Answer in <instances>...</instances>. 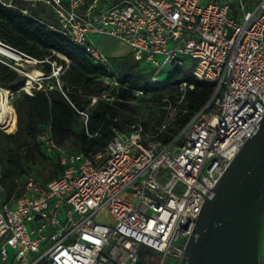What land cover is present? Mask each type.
<instances>
[{
  "label": "built area",
  "instance_id": "2783aa9c",
  "mask_svg": "<svg viewBox=\"0 0 264 264\" xmlns=\"http://www.w3.org/2000/svg\"><path fill=\"white\" fill-rule=\"evenodd\" d=\"M25 1L50 8L58 30L101 66L111 69V58L92 36L126 45L134 62L157 69L154 80L164 66L187 67L188 57L194 78L215 83V91L167 140L168 124L153 135L139 120L121 121L125 132L114 130L96 156L63 151L50 133L41 136L63 170L47 183L28 177L10 199L0 170V264H139L141 247L154 250L159 264H180L207 198L264 119V0L253 7L242 0ZM6 47L19 61H0L21 75L29 77L19 62L41 63ZM49 63L56 84H31L32 92H63V65ZM106 84L118 86L114 78ZM187 89L194 86L181 84ZM98 100L114 101L107 90L92 104ZM104 212L112 223L101 222Z\"/></svg>",
  "mask_w": 264,
  "mask_h": 264
},
{
  "label": "trees",
  "instance_id": "16d2710c",
  "mask_svg": "<svg viewBox=\"0 0 264 264\" xmlns=\"http://www.w3.org/2000/svg\"><path fill=\"white\" fill-rule=\"evenodd\" d=\"M41 5L48 11H41ZM27 8L30 15L23 14ZM0 41L40 61L45 77L52 73L49 62L62 64L64 69L60 77L63 92L57 88L50 91L34 89L30 95L23 90L28 78L0 61V88L13 93L11 106L15 110V120L10 131L16 124L13 133L0 128V170L7 199L21 194L20 178L31 172L39 161H55L56 175L45 183L55 179L63 170L58 153L52 156L46 153L41 136L50 133L57 147L65 148L67 144L75 143L76 149L71 152L96 156L105 150L114 137V130L125 132L121 121L135 122L124 119L122 111L132 110L130 103L138 99L137 92L151 95L153 101L160 102L169 95L173 98L171 86L178 91L174 101L178 102L180 96L183 99L176 126L169 130L176 133L205 106L215 91V83L197 80L192 69L186 67L173 68L165 86L153 87L150 83L152 75L140 69V63L131 57L111 59V69L95 63L90 54L58 30L52 10L43 4L36 8H31L25 0H14L11 6L0 4ZM107 78H114L118 83L108 92L113 103L98 100L92 104L93 98L103 90H109ZM183 83L193 85L194 89L180 93ZM55 84L56 81L52 83ZM81 113L88 116L86 123ZM4 199L0 194V205ZM157 258L159 255L154 250L140 248L139 264H152Z\"/></svg>",
  "mask_w": 264,
  "mask_h": 264
},
{
  "label": "water",
  "instance_id": "95a60500",
  "mask_svg": "<svg viewBox=\"0 0 264 264\" xmlns=\"http://www.w3.org/2000/svg\"><path fill=\"white\" fill-rule=\"evenodd\" d=\"M263 217L264 119L207 198L180 264H261Z\"/></svg>",
  "mask_w": 264,
  "mask_h": 264
},
{
  "label": "rangeland",
  "instance_id": "374dc122",
  "mask_svg": "<svg viewBox=\"0 0 264 264\" xmlns=\"http://www.w3.org/2000/svg\"><path fill=\"white\" fill-rule=\"evenodd\" d=\"M242 1L248 7H253L257 0H242ZM106 2L111 3V0H107ZM206 3H207V1H206ZM236 3L238 4L239 1H237ZM39 7H40L41 11H43V10L48 11L47 9L45 10L44 6H42V5ZM89 39H90L91 44L97 45L103 51L104 50H107L109 52L115 51L116 56H114L112 58L109 56L111 59H124L127 57H131L130 53H128L129 50L127 51L128 47L122 43H116V42H113L107 38H106L105 42H102V40L104 38L100 37V36H92ZM169 48H172V46L170 45ZM158 59L161 63L164 60L163 57H159ZM184 59H185V64L187 65L186 69L194 68L195 62L193 60H191L188 57L184 58ZM0 60L8 61V58L0 55ZM18 64H19V67L25 73L34 77V81H33L30 77L26 76L28 78V81L26 82L25 86L23 87V90H25V92L28 94H29V92L32 93L31 87L27 86L29 84V82H31V84L33 86H35L36 84H40V83H42L43 86H47V85H52V83H54L56 81V79H50L49 77H45L44 73L41 71V67L39 64L35 65V64L25 63V62H19ZM139 68L142 70H145V72H147L149 75H154L156 73V70H157L154 67H149L145 62L141 63ZM112 69L115 70V68H113V67H112ZM172 69L173 68L171 65L164 66L161 69L160 73L155 77V80L153 78H151V82H150L151 85L153 87L165 86L166 81H167V76L172 71ZM61 75H60V77H61ZM107 86H109V90L107 92H110L112 87L115 85L108 84ZM173 89L174 88L171 86L170 91L172 92L171 95L173 96V98L170 97V95H169V96H167V98H165L164 100H162L160 102L153 101L151 95L145 94L143 97H139L137 100L130 103L132 106L131 111H125V112L122 111V114L125 115L124 119L129 120V121H136V120L137 121L138 120L143 121L146 124L148 130L153 135L157 134V132H159V130H161L163 125L168 124L166 132L163 131V135L165 134L163 139L166 140L171 134H173V132L169 131V130H171L170 128H175V126H176V122L178 119L177 115L180 112V105H181L182 99H183V97L180 96L179 101L175 102L174 99L177 98V95L179 93H178V91H176L175 89L173 90ZM179 92L182 94L184 93L181 90V88L179 89ZM12 95H13V93L11 91H9V93L7 95V101L10 105H11ZM110 103H113V102L110 101ZM14 120H15V110H14ZM12 126H10L9 128L11 129ZM1 129L7 133H13L16 130V124L14 126L13 131H10V129H8V128L7 129L1 128ZM75 147H76L75 143H69L65 146V148H62V149H63V151L71 152V151L76 149ZM54 162H55L54 160L49 161L46 159L39 161L37 164L34 165L31 172H29L27 175L20 178L19 186L22 187L24 185V183L26 182L28 177L37 178L38 180H40L42 182H46L49 179L54 178V176L56 175V167L54 165ZM100 220H101V222H104L107 224L112 223V217L108 214V212H104L102 214ZM263 220H264V217H263ZM263 220H262V222H263ZM261 229H263V230H261ZM261 229H260V233H261L260 242H261V244L259 245V250H260V257H261L260 261L262 260V263L264 264V223L261 224ZM10 253H11L10 261L12 262L13 256H14V251H10ZM159 263H160V260L158 258L154 259V261L152 262V264H159ZM166 264H177V263L168 259Z\"/></svg>",
  "mask_w": 264,
  "mask_h": 264
},
{
  "label": "bare ground",
  "instance_id": "6f19581e",
  "mask_svg": "<svg viewBox=\"0 0 264 264\" xmlns=\"http://www.w3.org/2000/svg\"><path fill=\"white\" fill-rule=\"evenodd\" d=\"M0 55L9 58V59H14L16 58L17 61H19V59L17 58V56L15 55L14 52H12L11 50L5 48L2 45V42L0 41ZM32 80H34V77L31 75H28ZM31 82H29V84L27 85L28 87H30ZM29 92V91H28ZM9 91L8 90H4L2 88H0V128H8L13 125L14 122V109L13 107L8 103L7 101V95H8ZM29 94H31L29 92Z\"/></svg>",
  "mask_w": 264,
  "mask_h": 264
},
{
  "label": "crops",
  "instance_id": "0c3cea01",
  "mask_svg": "<svg viewBox=\"0 0 264 264\" xmlns=\"http://www.w3.org/2000/svg\"><path fill=\"white\" fill-rule=\"evenodd\" d=\"M107 39H109V38H107ZM105 40H106V38H104L103 40H102V42H105ZM109 40H111V41H113V42H116V43H119V42H117V41H115V40H112V39H109ZM120 45V44H119ZM126 47V46H125ZM127 48V47H126ZM129 50V48H127V51ZM104 52L108 55V56H110L111 58L112 57H114V56H116L115 55V51H113V52H109V51H107V50H104ZM128 53H130V50H129V52ZM262 223H264V220H263V222ZM261 230H263V229H261ZM260 235H261V233H260ZM260 240H261V236H260V238H259V245L261 244V242H260ZM261 258V257H260ZM261 264H263L262 263V260H261Z\"/></svg>",
  "mask_w": 264,
  "mask_h": 264
}]
</instances>
